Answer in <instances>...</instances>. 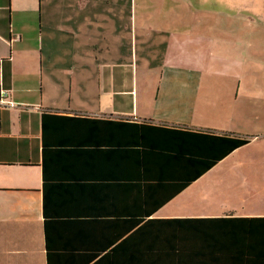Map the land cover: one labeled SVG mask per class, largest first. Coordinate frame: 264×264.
<instances>
[{
	"label": "crops",
	"instance_id": "obj_1",
	"mask_svg": "<svg viewBox=\"0 0 264 264\" xmlns=\"http://www.w3.org/2000/svg\"><path fill=\"white\" fill-rule=\"evenodd\" d=\"M205 2L210 11H199L192 30L169 27L161 35L152 27L143 43L136 24L124 25L133 23V10H92L81 0H0V99L8 93L0 104V264H47L41 167L45 110L263 137L234 129L251 114L247 107L238 114L234 103L240 89L249 97V82L261 71L255 58L262 50L259 55L251 37L264 32V23H252L245 11L235 23L228 13L214 14L216 1ZM216 16L226 17L225 29ZM156 52L158 64L140 65V54L156 58ZM251 116L261 120L259 114ZM99 132V142L88 143V150H95L89 153L88 171L98 164L100 176L108 133L107 128ZM168 204L152 218L191 217L161 215Z\"/></svg>",
	"mask_w": 264,
	"mask_h": 264
},
{
	"label": "trees",
	"instance_id": "obj_2",
	"mask_svg": "<svg viewBox=\"0 0 264 264\" xmlns=\"http://www.w3.org/2000/svg\"><path fill=\"white\" fill-rule=\"evenodd\" d=\"M42 127L47 264H264V217L152 218L252 138L51 110ZM102 128L99 176L88 143Z\"/></svg>",
	"mask_w": 264,
	"mask_h": 264
},
{
	"label": "rangeland",
	"instance_id": "obj_3",
	"mask_svg": "<svg viewBox=\"0 0 264 264\" xmlns=\"http://www.w3.org/2000/svg\"><path fill=\"white\" fill-rule=\"evenodd\" d=\"M87 3L86 7L94 9H105L110 11L133 10V23L128 27L138 28L140 41L145 43L148 34L153 30H161V35H166L167 28L189 29L194 27V17L202 10L209 12L206 0H81ZM208 1V0H207ZM214 14L228 13L229 20H242L244 11L252 23H264L260 15L264 8V0H214ZM247 10L249 12H247ZM235 14V17L232 16ZM226 17L216 16L217 25L225 27ZM117 19H119L117 17ZM109 24V22H108ZM223 25V26H222ZM225 29V28H223ZM142 32H145L142 34ZM156 33V32H155ZM216 35H231L216 31ZM219 38H221L219 36ZM252 47L257 51L262 50V55L255 58L260 72H256V78L250 81V95H244L246 89H240L239 98L235 107L241 114L245 107L251 109L249 118L244 116L242 125L236 126L235 130L244 132L252 131V134H264V32L252 33ZM141 46V44H140ZM145 46V44H144ZM161 52V49H159ZM127 52L124 47V54ZM260 55V51H259ZM160 56L156 52V58H144L140 54V65L158 64ZM145 66V65H143ZM146 67V66H145ZM255 73V72H252ZM248 83V85H249ZM245 97V98H244ZM262 107V108H261ZM261 115V120L255 121L251 115ZM239 122L238 116L235 117ZM251 133V132H249ZM244 135H250L242 133ZM251 138V136H250ZM233 213L237 216H264V135L262 138H252L251 143L228 156L219 163L214 170L208 172L190 188L186 189L180 197L168 204L161 215H178L191 217H216ZM34 229L40 225L35 223Z\"/></svg>",
	"mask_w": 264,
	"mask_h": 264
},
{
	"label": "built area",
	"instance_id": "obj_4",
	"mask_svg": "<svg viewBox=\"0 0 264 264\" xmlns=\"http://www.w3.org/2000/svg\"><path fill=\"white\" fill-rule=\"evenodd\" d=\"M7 92H4L1 96V99H0V104H2V102L4 101L3 99L7 96ZM12 104V103H11Z\"/></svg>",
	"mask_w": 264,
	"mask_h": 264
}]
</instances>
